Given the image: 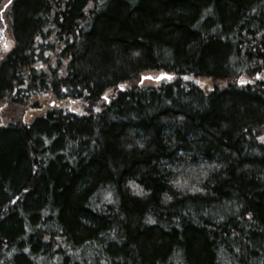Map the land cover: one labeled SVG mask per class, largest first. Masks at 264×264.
Returning a JSON list of instances; mask_svg holds the SVG:
<instances>
[{
  "label": "trees",
  "instance_id": "1",
  "mask_svg": "<svg viewBox=\"0 0 264 264\" xmlns=\"http://www.w3.org/2000/svg\"><path fill=\"white\" fill-rule=\"evenodd\" d=\"M0 20V264H264V0Z\"/></svg>",
  "mask_w": 264,
  "mask_h": 264
},
{
  "label": "rangeland",
  "instance_id": "2",
  "mask_svg": "<svg viewBox=\"0 0 264 264\" xmlns=\"http://www.w3.org/2000/svg\"><path fill=\"white\" fill-rule=\"evenodd\" d=\"M2 21L0 20V51H2V48H9L10 46V37L8 30L6 29L5 25H2ZM159 72H146L143 74V76L140 77L139 81H143L142 83L149 84V85H155L158 83L155 78L158 76ZM149 75L150 78H147L146 76ZM142 78V79H141ZM147 78V79H145ZM170 78V77H169ZM168 78V79H169ZM161 80V79H160ZM206 81H199V85H207L208 83ZM108 94V93H107ZM109 98V97H108ZM6 111L5 109L2 110V112ZM26 116H29L26 112L24 113Z\"/></svg>",
  "mask_w": 264,
  "mask_h": 264
},
{
  "label": "water",
  "instance_id": "3",
  "mask_svg": "<svg viewBox=\"0 0 264 264\" xmlns=\"http://www.w3.org/2000/svg\"><path fill=\"white\" fill-rule=\"evenodd\" d=\"M146 77H147V78H150L149 75L146 76ZM166 77H168V74H166V73L158 74V76L155 78V80L158 81V80H160V79H162V78H166Z\"/></svg>",
  "mask_w": 264,
  "mask_h": 264
},
{
  "label": "bare ground",
  "instance_id": "4",
  "mask_svg": "<svg viewBox=\"0 0 264 264\" xmlns=\"http://www.w3.org/2000/svg\"><path fill=\"white\" fill-rule=\"evenodd\" d=\"M170 77V75H168V77H166V79H168ZM142 79V78H141Z\"/></svg>",
  "mask_w": 264,
  "mask_h": 264
}]
</instances>
